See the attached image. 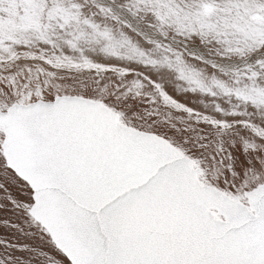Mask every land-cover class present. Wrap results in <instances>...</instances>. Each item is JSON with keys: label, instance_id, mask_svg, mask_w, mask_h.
Here are the masks:
<instances>
[{"label": "snow or ice", "instance_id": "snow-or-ice-1", "mask_svg": "<svg viewBox=\"0 0 264 264\" xmlns=\"http://www.w3.org/2000/svg\"><path fill=\"white\" fill-rule=\"evenodd\" d=\"M0 264H264V0H0Z\"/></svg>", "mask_w": 264, "mask_h": 264}]
</instances>
